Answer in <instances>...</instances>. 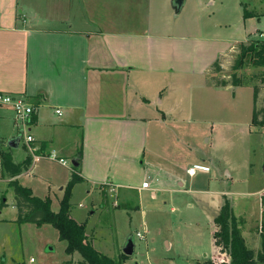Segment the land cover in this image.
Masks as SVG:
<instances>
[{
    "label": "crops",
    "instance_id": "0c3cea01",
    "mask_svg": "<svg viewBox=\"0 0 264 264\" xmlns=\"http://www.w3.org/2000/svg\"><path fill=\"white\" fill-rule=\"evenodd\" d=\"M145 1L0 0V92L22 95L33 105L34 119L27 131L34 137L30 144L41 152L38 160L32 159L16 175H9L0 164L3 264L20 262L21 257L16 256L22 235L20 228L40 226L31 222L18 224L15 193L9 182L14 179L19 182L23 172L34 174L39 160L52 154L65 159V165L56 161L69 169L64 185L58 188L60 194H56L60 206L72 161L81 150L79 170L83 180L73 186L70 203L75 190L81 189L90 197L92 214L106 203L105 196L115 191V197L126 205L131 196L136 200L138 197L134 211H140L146 219L141 203L144 192H149L152 199L164 184L174 185L178 192L181 190L178 187L191 182L198 172L219 171L197 135L200 133L205 144L211 145L212 124L226 122L221 111L226 107V90L234 99L245 92L250 94V90L253 94V84L215 85L214 63L217 61L221 68L218 74L231 67L237 55L236 43L264 39V29L250 24L252 28L248 30L250 26L244 19L245 35L241 40H228L219 34L202 38L192 34L163 35L149 23ZM148 1L151 5V0ZM116 6L121 13L119 17H115ZM132 10L139 13L135 22L128 16ZM181 45L185 49L203 50L207 60L201 59L199 66H194L193 57L180 55ZM220 78L225 79V74ZM260 93L259 90L258 99H263L264 94ZM230 106L233 107L229 108V115H233L237 109L234 102ZM10 110L11 107L0 105V137L13 163L18 164L30 153L25 137L19 133L16 140L18 135L11 131V124L16 121L8 116ZM21 138L22 160L15 156ZM193 165L205 169L189 175L187 169ZM227 175L231 176L228 172ZM143 181L148 182V187H142ZM49 184L53 182L50 180ZM224 195L213 193L209 197L214 201L216 214ZM47 197L50 199L48 195L40 198ZM260 205L264 203L260 201ZM215 215L211 219L212 235L216 229ZM86 234L89 235L87 231ZM242 236L246 245L256 238ZM91 238L94 246L97 242L94 236ZM75 253H67L65 262L78 264L81 259L75 260Z\"/></svg>",
    "mask_w": 264,
    "mask_h": 264
},
{
    "label": "rangeland",
    "instance_id": "374dc122",
    "mask_svg": "<svg viewBox=\"0 0 264 264\" xmlns=\"http://www.w3.org/2000/svg\"><path fill=\"white\" fill-rule=\"evenodd\" d=\"M145 11L147 15L149 13L148 21L156 27V32L175 37L192 34L202 38L219 34L228 40H241L245 35L242 24L244 19L247 26L252 24L264 29V0H187L177 17L174 16L175 10L171 0H151V5L146 0ZM244 12H247L248 19L244 18ZM120 15L116 6L115 17ZM128 16L135 22L139 13L132 10ZM251 28L250 26L248 30ZM256 40L258 39L253 38L244 43ZM239 44L236 43L237 49ZM180 48L183 49L180 51L181 56L193 57L194 66H199L201 59L202 62L207 60L208 56H205L203 50L185 49L184 45ZM213 72L216 76H213L212 81L223 74L225 79L229 80L231 67L220 74L214 69ZM237 73L244 76V79L253 78V82L258 84L261 91L260 96L264 94V67L248 64ZM253 74L257 76L252 77ZM226 91V107L221 111L224 113L222 119L227 123L212 124V144H205V140L197 131L200 145L212 154L215 165L219 168L217 173L198 172L191 182L187 181L183 187H178L181 189L178 192L174 185L164 184L152 199L148 195L149 192H144L141 203L147 214L146 219L140 211H134L138 197L136 200L131 196L126 205L124 200L115 197V191L109 192L105 196L104 207L99 206V211L95 210L92 214L90 197L81 189L75 190L70 213L74 219L86 223L88 236H94V242H97L94 247L98 251L117 259L123 254L122 249L129 237H133L134 253L128 256L124 264H220L228 256L223 250L212 245L214 240L211 219L216 212L214 201L209 197L213 193L222 192L226 193L234 216L241 220L239 227L242 235H246L248 239L256 236L247 244L248 247H253L256 252L261 248L260 229L264 224V206L260 205V200L264 197V126L251 124L254 107L252 90L250 94L245 92L241 96L236 95L234 99L232 93ZM262 100L258 99L255 104L260 106ZM233 102L237 111L229 115ZM8 116L14 117L13 110L9 111ZM233 117L236 119L230 121ZM13 124L11 131L14 134L26 133L21 130V124ZM23 142L24 139L21 138L15 154L16 158L20 157L21 160L24 156ZM35 150L34 153L41 155L38 147ZM28 152L32 159L34 156L29 147ZM39 161L34 168V174L23 172L19 182L31 187L34 195H48L51 199V210L57 211L59 201L56 194H60L58 188L64 185L68 166H63L49 157ZM227 172L231 176H228ZM50 180L53 185L49 184ZM126 207L133 210L129 211ZM171 207H174V210H171ZM42 224L44 225L40 224L39 228H20L22 235L16 256L21 259L18 264H70L64 260L67 257L66 243L59 239L57 229L50 223ZM215 226L218 229L216 224ZM145 227L148 231L138 237L137 230L143 231ZM49 247H52L53 251H50ZM73 257L75 260L82 259L78 252ZM30 258L33 260L30 261Z\"/></svg>",
    "mask_w": 264,
    "mask_h": 264
},
{
    "label": "trees",
    "instance_id": "16d2710c",
    "mask_svg": "<svg viewBox=\"0 0 264 264\" xmlns=\"http://www.w3.org/2000/svg\"><path fill=\"white\" fill-rule=\"evenodd\" d=\"M244 16L247 17V12H244ZM248 64L264 67V39L240 43L238 53L231 64L230 79L217 78L213 83L217 86H224L228 83L236 86L253 84L254 107L251 124L263 127L264 97L260 106L255 104L258 99L259 86L253 82V78L244 79V76L237 73L243 66ZM220 70L221 68L216 61L214 63V71L218 72ZM253 76H257V74H253ZM33 119L34 116L32 114L30 121L32 122ZM77 156L76 160H74L76 164H72L71 166L70 179L64 188V194L57 211L51 210L50 199L48 197L42 199L33 195L30 188L21 185L15 179L9 182L15 193V205L17 207L16 221L18 223L31 222L38 225L44 222L50 223L58 230L59 239L66 242V253L78 252L81 255L82 259L78 264H124V261L128 258L127 255L123 253L119 258L115 259L98 251L93 246L92 238L86 234V223H78L70 216L72 188L76 183L83 180L79 170L81 150L78 151ZM31 160V157H26L22 163H13L12 155L8 148H4L3 140L0 137V164L9 175L19 174L23 169L28 167ZM260 201L263 204L264 197ZM3 204L0 203V208ZM240 221L234 216L228 197L224 195L222 205L214 217V223L218 229H215L213 232L214 245L223 250L228 256L220 264L264 263V224L262 225V233L260 235L261 248L255 252L254 249L246 245L239 227ZM0 264H3V260H0Z\"/></svg>",
    "mask_w": 264,
    "mask_h": 264
},
{
    "label": "built area",
    "instance_id": "2783aa9c",
    "mask_svg": "<svg viewBox=\"0 0 264 264\" xmlns=\"http://www.w3.org/2000/svg\"><path fill=\"white\" fill-rule=\"evenodd\" d=\"M0 105H3V106L6 105L12 108L14 112L15 121L18 124H21L23 131L26 132L24 133V135L23 134L22 135L25 137V141L34 156L32 159L34 161L38 160L40 158V155L33 152L36 149V146H33L32 144H30L34 140V137L31 134H29L27 131V127L29 125L31 115L35 111L33 105L30 104L22 95H13L9 93H1V92H0ZM55 111L59 114L61 113L59 109H56ZM49 158L58 160L60 163L64 165L67 164L65 159L58 158L54 154L50 155ZM200 168L205 169L204 167L200 165H193L187 169V173L189 175H194L197 169H200ZM142 187H148V182L143 181ZM147 231L148 230L145 227L143 231L137 230L136 235L138 237H142L144 233H146ZM32 260L33 258H30V261Z\"/></svg>",
    "mask_w": 264,
    "mask_h": 264
},
{
    "label": "water",
    "instance_id": "95a60500",
    "mask_svg": "<svg viewBox=\"0 0 264 264\" xmlns=\"http://www.w3.org/2000/svg\"><path fill=\"white\" fill-rule=\"evenodd\" d=\"M184 2L185 0H171V5L174 8L176 14L179 13ZM19 136L20 135H18L15 139L19 140ZM9 144L14 145V141H10ZM72 164L75 165L76 162L72 161ZM134 247H135V244L133 242V237H129V239L127 240L126 244L124 245L122 249V252L127 256L132 255L134 253Z\"/></svg>",
    "mask_w": 264,
    "mask_h": 264
}]
</instances>
